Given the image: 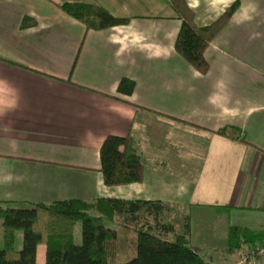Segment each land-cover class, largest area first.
<instances>
[{
  "label": "crops",
  "instance_id": "0c3cea01",
  "mask_svg": "<svg viewBox=\"0 0 264 264\" xmlns=\"http://www.w3.org/2000/svg\"><path fill=\"white\" fill-rule=\"evenodd\" d=\"M168 1L0 0V202L167 203L187 213L208 264H235L247 247L226 254V227L264 232V0H183L197 28L238 4L203 53L205 75L174 53ZM65 3L128 22L85 31ZM121 79L129 96L115 92ZM227 127L246 143L214 134ZM106 136L131 138L140 182L103 185Z\"/></svg>",
  "mask_w": 264,
  "mask_h": 264
},
{
  "label": "trees",
  "instance_id": "16d2710c",
  "mask_svg": "<svg viewBox=\"0 0 264 264\" xmlns=\"http://www.w3.org/2000/svg\"><path fill=\"white\" fill-rule=\"evenodd\" d=\"M168 5L179 21L173 42L174 53L199 75H205L208 65L203 53L226 25L237 8V2L202 28L194 25L193 14L183 0H169ZM58 9L80 23L85 31L105 30L128 22L91 5L65 3ZM24 27L26 24L22 23L20 28ZM133 88L132 81L121 79L115 92L129 96ZM214 134L240 144L246 143L235 128H222ZM132 145L129 136L104 138L98 149L104 186L141 181L143 163ZM167 212L175 214L172 220L164 219ZM107 220L138 225L130 247L132 255L123 257L122 263H116L117 228L106 226ZM77 223L80 225V243L74 244ZM17 235L20 236L19 246ZM225 241L228 255L242 247L256 251L264 246V232L227 226ZM39 245L44 248V264H208L190 246L187 213L167 203L102 198L48 204L0 202V264H35Z\"/></svg>",
  "mask_w": 264,
  "mask_h": 264
},
{
  "label": "rangeland",
  "instance_id": "374dc122",
  "mask_svg": "<svg viewBox=\"0 0 264 264\" xmlns=\"http://www.w3.org/2000/svg\"><path fill=\"white\" fill-rule=\"evenodd\" d=\"M173 215H175L173 212H167L164 215V219H173ZM171 219V220H172ZM116 223H111L110 221H106V226H110V227H114V225L117 228V239L115 242L116 245V250H117V258H116V263H122L123 257H127L131 254V243L133 242V239L135 237L134 232L139 229L138 225H130V224H124L123 222H119V221H113ZM74 233L76 236V242L74 244H79L80 243V225L79 223L76 224L75 228H74ZM74 242V239H73ZM263 247V246H262ZM262 247H258L256 251H253L251 248H244V251L242 253V257L240 259L239 262L235 263V264H245L247 261L252 260V261H256L257 259H259V263L258 264H264V258L262 255H258L257 251L259 249H261ZM247 253V254H246ZM258 262V261H257Z\"/></svg>",
  "mask_w": 264,
  "mask_h": 264
},
{
  "label": "built area",
  "instance_id": "2783aa9c",
  "mask_svg": "<svg viewBox=\"0 0 264 264\" xmlns=\"http://www.w3.org/2000/svg\"><path fill=\"white\" fill-rule=\"evenodd\" d=\"M257 254L264 256V246L257 251Z\"/></svg>",
  "mask_w": 264,
  "mask_h": 264
}]
</instances>
